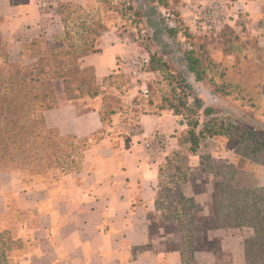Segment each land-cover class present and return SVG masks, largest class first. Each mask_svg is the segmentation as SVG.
Returning a JSON list of instances; mask_svg holds the SVG:
<instances>
[{"label": "crops", "instance_id": "1", "mask_svg": "<svg viewBox=\"0 0 264 264\" xmlns=\"http://www.w3.org/2000/svg\"><path fill=\"white\" fill-rule=\"evenodd\" d=\"M167 1L191 28L196 11L214 2L228 3L237 28L255 30L264 16V0ZM57 3L42 8L38 0H0V35L10 61L24 59L23 42L39 36L50 39L62 30ZM129 50L120 31L108 29L100 37L99 51L84 56L81 65L91 66L101 80L123 65ZM54 85L59 105L43 111L46 126L77 139L98 133L102 121L97 98L67 100L61 81ZM177 119L170 112L140 113L137 133L100 135L83 149L82 170L58 179L28 182L20 171H0V216L9 212L13 200L19 211L35 218L18 222L17 231L31 235L28 252L18 264H184L182 237L168 229L172 222L164 219L157 204L159 167L168 143L173 148ZM157 134L167 138L161 153L146 146ZM254 177L256 186L264 187V162L256 164ZM183 193L199 195L194 200L208 214L209 187L197 195L192 184ZM246 227L245 233L206 230L192 252L194 264H245L244 242L253 235Z\"/></svg>", "mask_w": 264, "mask_h": 264}, {"label": "rangeland", "instance_id": "2", "mask_svg": "<svg viewBox=\"0 0 264 264\" xmlns=\"http://www.w3.org/2000/svg\"><path fill=\"white\" fill-rule=\"evenodd\" d=\"M57 1V4L69 1L72 4L84 5L88 14L98 13L105 29L117 28L130 47L126 58L121 60L123 65L108 74L105 79L98 80L102 93L94 98H97L102 113V129L90 139H86L84 145L80 144L79 148L85 149L103 134L120 137L137 133L140 113H172L178 118L180 127L174 133L172 149L168 143L169 148L165 155L168 159L163 160L158 205L163 215L174 217L181 214L178 199L180 193L185 192L192 184L197 195L209 187L211 194L209 203H206L208 214L204 215V207L196 202L194 207H187L186 203L184 211L194 214L199 222L200 218L215 214L216 208H220L221 211H218L221 213V221L225 223L231 216L230 201L235 194L231 189L256 188V164L264 162V149H258L257 146L258 142L264 144V16L259 21L260 26H255V30L244 25L235 27V24L231 23L234 17H231L221 28L205 33L196 21L198 10L191 28L183 18L176 20V13L170 8L167 0H106L105 3L104 0ZM128 6L131 8L127 10ZM135 11L137 15H134ZM69 24L72 29H76L72 21ZM171 28L176 31L172 32ZM187 50H193L200 59L203 68V78L200 81L195 80L194 76L185 70ZM140 54L147 56L149 60L153 55V61L160 58L164 63L162 69H145L144 72L134 74L130 60ZM33 60L31 56H25L23 60L11 62L30 63ZM179 73L184 75L190 88L183 89L185 95L181 94V98L184 105L179 107L182 112L176 114L168 108L178 106L172 91L179 93L180 87H177L175 82ZM141 86L147 87V97L141 95ZM81 98L90 97L76 99ZM205 106H213L214 112L211 116L215 118L217 129L224 131V134H214L202 140L200 155L190 158L184 155L188 145L179 140L180 135L182 136V132L187 128L188 114L194 116L190 108L201 112ZM109 110L112 112L109 113ZM114 116L118 118L114 119ZM198 118L199 123L205 119L203 115ZM227 123H233L237 127L236 130L227 129ZM164 138L167 142V138ZM177 140L181 142L180 148L176 146ZM255 148L257 149L254 150ZM176 149L178 155L173 156L172 152ZM9 170L19 171L13 165ZM22 176L28 182L54 178L51 175ZM240 195L245 196L241 193ZM249 195L251 196L250 192ZM198 197L199 195L193 198ZM250 200L243 198L242 201L248 203ZM9 206V212L0 216V232L8 229L11 236L17 240V248L8 257L10 264H17L25 258L31 240L30 233L17 231L18 222L26 218L31 222L35 218L30 212L19 211L13 200ZM257 206L263 210L262 213L253 211L254 216L244 215V218H263L264 204L259 202ZM207 209L204 211L207 212ZM246 210L244 207L241 211L244 213ZM232 219L229 229L245 233L247 227L235 225L236 220L234 217ZM209 227L219 228L213 222ZM210 245L213 246L214 242Z\"/></svg>", "mask_w": 264, "mask_h": 264}, {"label": "trees", "instance_id": "3", "mask_svg": "<svg viewBox=\"0 0 264 264\" xmlns=\"http://www.w3.org/2000/svg\"><path fill=\"white\" fill-rule=\"evenodd\" d=\"M129 8L131 6L126 9ZM57 9L63 26L59 33L50 39L39 36L22 43L20 54L23 57L34 58L30 63L11 62L6 43L2 41L0 35V171L9 170L13 165L21 174L51 175L58 179L61 175L78 172L83 168V149H80L79 145H84L86 139L62 135L55 129L48 128L44 122L43 111L59 105L54 85L56 80L61 81L64 97L67 100L83 96L94 98L102 93L93 68L82 66L81 59L99 51L100 37L106 29L99 14L95 12L88 14L84 5L66 1L57 4ZM137 14L135 11L134 15ZM174 17L177 21L181 19L177 14H174ZM71 21L76 29L70 26ZM170 30L176 31L174 28ZM153 59L152 55L146 70H161L164 63L160 58L154 61ZM185 70L192 74L195 80H202L203 68L193 50L185 52ZM175 82L180 89L178 94L175 91H172V94L176 97L178 106L173 105L168 109L177 114L182 112L179 107L184 105L181 98V94L185 95L183 89L190 87L182 73L178 74ZM190 111L194 116L188 114L187 128L182 132L179 140L188 145L184 155L191 158L200 155L202 140L214 134H224V131L217 129L215 118L211 116L214 112L213 106H205L201 112L192 108ZM108 112L111 113L112 110ZM200 115L205 117L201 123L198 118ZM100 119L103 121L101 110ZM226 127L231 130L237 128L233 123H227ZM179 140H177V148L182 146ZM257 146L258 149H264V144L261 142H258ZM172 155H178L177 149ZM162 168L163 162L159 167V188H161ZM231 191L235 193L230 201L231 216L225 223L221 221V213L218 211L220 208H216L215 214L204 216L198 222L194 214L184 211L185 204L187 203V207H194L195 200L193 197H186L183 192L178 196L181 214H176L174 217L163 215L164 219L172 222L168 229H172L173 232L178 231L182 237L184 264H194L192 252L202 243L203 232L210 229L211 222L219 228L228 229L232 226V217L236 220L235 225L253 229V235L244 242L245 264H264V217L259 216V219L249 220L244 218V215L254 216L253 211L262 213L263 210L257 205L259 202L264 204V187L256 186L252 190L233 187ZM159 193L158 190V198ZM240 193L247 197L239 196ZM243 198L251 200L247 203L242 201ZM244 207L247 210L243 213L241 210ZM16 242L8 229L0 232V264H10L8 257L17 248Z\"/></svg>", "mask_w": 264, "mask_h": 264}, {"label": "built area", "instance_id": "4", "mask_svg": "<svg viewBox=\"0 0 264 264\" xmlns=\"http://www.w3.org/2000/svg\"><path fill=\"white\" fill-rule=\"evenodd\" d=\"M56 1L57 0H38V3L42 8H50ZM231 17H233V15L230 6L222 2H214L206 7L199 8L196 13V21L205 33H210L221 28ZM148 63V57L142 54L134 56L130 60V65L134 74L144 72ZM141 95L144 97L148 96V89L146 86H141ZM165 145L166 140L161 134L154 135L146 143V146L155 153H161Z\"/></svg>", "mask_w": 264, "mask_h": 264}]
</instances>
